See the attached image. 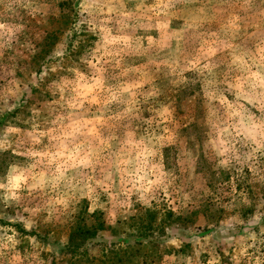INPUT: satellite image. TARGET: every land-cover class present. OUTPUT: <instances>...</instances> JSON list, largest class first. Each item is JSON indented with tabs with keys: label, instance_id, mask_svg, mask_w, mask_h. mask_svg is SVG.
<instances>
[{
	"label": "rangeland",
	"instance_id": "obj_1",
	"mask_svg": "<svg viewBox=\"0 0 264 264\" xmlns=\"http://www.w3.org/2000/svg\"><path fill=\"white\" fill-rule=\"evenodd\" d=\"M0 264H264V0H0Z\"/></svg>",
	"mask_w": 264,
	"mask_h": 264
},
{
	"label": "trees",
	"instance_id": "obj_2",
	"mask_svg": "<svg viewBox=\"0 0 264 264\" xmlns=\"http://www.w3.org/2000/svg\"><path fill=\"white\" fill-rule=\"evenodd\" d=\"M69 3L70 1H63L60 4V8H62L61 18L65 22V24H67L69 20H71L72 18L70 11H68L69 10L68 8H71L69 6ZM169 214L173 215L172 212H169ZM91 216L95 218L97 217L96 219H94V223L91 226H87L86 224L82 225L80 223H77V225L73 227L70 240H69V245L67 247V249L70 250L71 252L72 251L78 252L82 244V241L92 239L97 236L98 232L107 230L106 224L101 219L99 214H93Z\"/></svg>",
	"mask_w": 264,
	"mask_h": 264
}]
</instances>
